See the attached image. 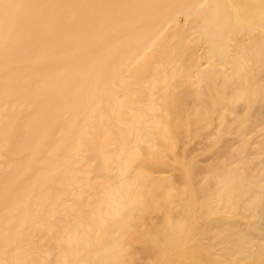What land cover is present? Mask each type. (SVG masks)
Instances as JSON below:
<instances>
[{"label":"bare ground","instance_id":"bare-ground-1","mask_svg":"<svg viewBox=\"0 0 264 264\" xmlns=\"http://www.w3.org/2000/svg\"><path fill=\"white\" fill-rule=\"evenodd\" d=\"M220 239L264 264V0H0V264Z\"/></svg>","mask_w":264,"mask_h":264},{"label":"rangeland","instance_id":"rangeland-1","mask_svg":"<svg viewBox=\"0 0 264 264\" xmlns=\"http://www.w3.org/2000/svg\"><path fill=\"white\" fill-rule=\"evenodd\" d=\"M191 142H193V141H191ZM196 145H195V144ZM203 143V144H202ZM202 143H200V142H198V139H194V142H193V144L192 143H190L191 145H195V147L194 146H192L193 148H197L198 146H200V149H202V151L200 150V149H190V150H192L193 152L194 151H196V150H199V151H196L197 152V154H199L200 155V157H202L203 155L201 154V152L205 155V157H203L202 159H200V161L201 162H203V160H205L206 162L207 161H209L210 159L209 158H211V155L209 154V153H206L203 149H206L205 147L207 146V142H206V145H205V142H202ZM199 144V145H198ZM191 145H189V147L191 146ZM198 145V146H197ZM201 145H205L204 146V148L203 147H201ZM199 148V147H198ZM201 151V152H200ZM199 152V153H198ZM195 154V153H194ZM199 155L197 156L198 158H199ZM202 155V156H201ZM206 156H208L207 158H206ZM204 161V163H202V164H205L206 162ZM189 232V231H188ZM188 232H186V233H188ZM189 233H196V232H189ZM188 233V234H189ZM198 233V235H197V237H195L194 239H188V242L187 241H185V243L187 244V248H188V250H190L191 249V251H189L190 253H195V252H197V254H199V255H204V252H208L207 250V247L206 246H204V243L203 242H201L200 241V238L202 237V236H205L206 234H208L209 232H208V230H204V231H202V232H197ZM192 241V242H191ZM191 242V243H190ZM195 242H197V243H195ZM184 243V244H185ZM221 243V244H220ZM186 244L184 245L185 247H186ZM191 244H193V245H191ZM196 244V245H195ZM189 245H191L193 248H191V246H189ZM223 245V246H222ZM226 243H224L223 244V241H221V239L220 240H217L216 241V244H215V248L214 249H210V250H213V252H215L217 255H215V256H213V255H211V257L213 258H216V259H218V261H219V264L221 263V264H233L234 263V255L231 253V252H228L227 253V258L224 256V255H222V254H224V250L226 249ZM151 246L152 245H150V246H148V247H150L151 248ZM202 248H201V247ZM134 248H140V246H134ZM197 249V250H196ZM206 249V250H205ZM209 250V251H210ZM226 252V251H225ZM209 253V252H208ZM222 253V254H221ZM229 254V255H228ZM223 257H222V256ZM221 256V257H220ZM223 259V260H222ZM194 260V259H193ZM199 263V264H201L202 263V259H199V258H196L195 259V262H190V263H192V264H197V263ZM225 262V263H224ZM133 264H146L145 262H143V261H141V260H137V261H135V263H133ZM189 264V263H188Z\"/></svg>","mask_w":264,"mask_h":264}]
</instances>
